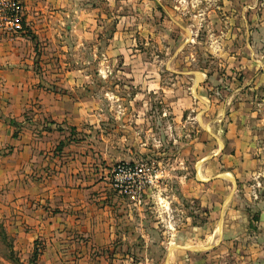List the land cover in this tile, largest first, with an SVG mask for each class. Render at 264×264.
<instances>
[{
	"label": "crops",
	"instance_id": "0c3cea01",
	"mask_svg": "<svg viewBox=\"0 0 264 264\" xmlns=\"http://www.w3.org/2000/svg\"><path fill=\"white\" fill-rule=\"evenodd\" d=\"M21 1L22 28L10 36L0 33V264H148L149 260L158 264L152 254H145L146 241L126 244L137 227L129 232L131 227L120 229L97 201L96 173L82 169L85 154L78 147L83 142L72 139V131L96 114V84L102 85L104 94V85L112 81L159 85L157 62H147L150 72L144 74L137 36L128 39L131 35L118 21L109 30V14L103 12L109 0L103 5L95 0ZM217 36L212 38L213 47L186 50L172 45L169 38L164 47L170 53L167 69L173 83L192 86L175 99L202 103L200 117L212 107L202 101L214 92L200 94L199 88L226 87L224 72L215 74L208 61L217 60L227 70L241 66L237 82L251 83L250 88L264 80L252 58L240 60L238 55L240 49L248 54L254 47H221ZM183 51L187 55L176 64ZM85 52L88 56L81 58ZM259 114L240 103L228 109L226 124H221L226 111L220 109L213 124L201 126L213 140V151L198 163L194 178L207 181L206 192L220 193L218 202L207 206L209 213L218 214L208 223L207 234L188 227L192 234L188 232L182 243L168 241L161 264H183V258L175 257L176 249L189 264H203L209 258L213 259L209 264H216L214 257L226 233L225 213H239L238 207L227 205L239 182L247 174L257 175L264 164V110ZM214 163L222 169L209 172L208 165ZM238 218L236 214L228 221L231 227L240 228L244 221ZM192 238L196 242L190 249ZM252 243L249 240L246 246Z\"/></svg>",
	"mask_w": 264,
	"mask_h": 264
},
{
	"label": "rangeland",
	"instance_id": "374dc122",
	"mask_svg": "<svg viewBox=\"0 0 264 264\" xmlns=\"http://www.w3.org/2000/svg\"><path fill=\"white\" fill-rule=\"evenodd\" d=\"M95 1H100V5L106 2ZM109 1V5L103 6V12L109 14L107 27L114 28L118 21L121 30L131 35L128 39L137 36L136 45L143 50L144 74L150 72L145 69L150 67L147 62L154 59L159 66L160 83L152 86L145 82L112 81L104 85L105 94L101 93L102 85L96 84V114L88 122L80 123L78 131H72V139L83 142L78 147L85 154L82 169L96 173L97 201L120 229L131 227L126 229L129 232L137 227L130 237L133 240L126 244L144 245L146 241L145 254H152L161 264L168 241L182 243L188 232L192 234L188 227H199L202 234H207L211 230L208 223L218 214L209 213L207 206L222 196L206 192L207 181L194 178L198 163L213 151V140L201 126L213 124L220 109L226 111L221 121L226 124L228 109L240 103L247 109H257L258 115L264 110V80L256 89L250 88L251 83L239 84L237 74L244 68H220L217 60L207 64L217 75L224 72L226 87L221 85L220 90L219 86L208 84L199 88L200 94L214 92L208 101H202L212 104L206 115L200 117L198 109L203 105L199 101L175 99L190 91L191 85L173 83L167 69L170 53L164 48L167 39H173L172 45L187 47L186 50L213 47L216 33L221 36V47H254L248 54L240 49L238 55L240 60L252 58L257 70L264 73V0ZM185 52L177 55L176 64L187 55ZM86 56V52L80 55L85 59ZM206 59L203 55L202 62L206 63ZM229 78L234 79L230 82ZM208 166L209 172L222 169L216 163ZM257 172L247 174L239 182L227 205L235 210L238 207L239 213H225V219L233 220L239 214L238 219L244 222L236 229L227 221L225 237L218 247L221 254L214 257L216 264H264V164ZM215 189L220 190L218 186ZM224 201L227 204L228 200ZM249 240L253 245L246 246ZM195 242L194 238L189 240L188 247L191 249ZM178 253L176 249V259L190 263ZM147 263L151 264L150 260Z\"/></svg>",
	"mask_w": 264,
	"mask_h": 264
},
{
	"label": "built area",
	"instance_id": "2783aa9c",
	"mask_svg": "<svg viewBox=\"0 0 264 264\" xmlns=\"http://www.w3.org/2000/svg\"><path fill=\"white\" fill-rule=\"evenodd\" d=\"M21 0H0V33L10 36L22 28Z\"/></svg>",
	"mask_w": 264,
	"mask_h": 264
}]
</instances>
